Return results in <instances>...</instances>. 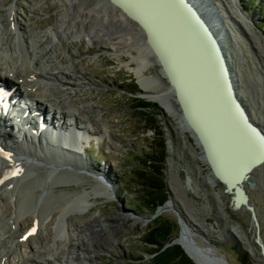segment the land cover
Returning <instances> with one entry per match:
<instances>
[{
    "label": "rangeland",
    "instance_id": "obj_1",
    "mask_svg": "<svg viewBox=\"0 0 264 264\" xmlns=\"http://www.w3.org/2000/svg\"><path fill=\"white\" fill-rule=\"evenodd\" d=\"M88 1L97 2V6L103 10L109 9L105 0H79L83 4ZM258 1H261L260 6L263 5V0H248L245 3H242L244 0H211V3L223 20L222 26L228 33L226 40L235 54L234 70L238 77L240 95L253 118L257 121L262 119L264 126V33L260 30L264 25L262 17L264 6L258 9ZM61 13L63 6L59 0H0V23L3 25H1L3 41L0 42V60L5 55L3 50L9 52L13 59L9 58V61L17 63L22 72L26 73L30 64L29 55L44 56L38 39L54 28ZM101 22V17L90 20L87 28L96 30ZM16 24L19 26L17 31ZM123 28L128 33L132 32L127 25ZM108 29L117 31L119 27L110 25ZM54 42L55 53L49 61L48 58L44 60L46 62L43 61L42 68L49 70L50 67L60 65V61H66L73 55L74 62L67 64L68 67L70 66L71 76L75 77L76 72H79L83 77H80L82 79L79 88L69 97L58 98L55 96L56 87H50L48 84V87L45 84L39 87V91H44L43 95L48 97L47 108L51 114L54 110L52 105L57 102L65 111L72 113L63 120L56 110L55 120L58 123L63 121L64 124H69L73 120L71 117L73 113H77L82 120L78 127L91 130L90 139L84 143L87 153L75 162L83 164L86 169H80L74 162L73 166L56 167L40 161H29L28 170L19 171L14 183L17 184L19 181L20 185L26 180H33L42 171L48 179L46 186L50 189H46L39 204L38 202L28 204L18 213L14 207L16 198L8 192L10 196L7 205L13 209L12 215L15 217L16 214L18 215L19 225H15L14 219L7 218L4 211L6 203L0 201V240L2 241L0 244L13 234L16 237L9 245L18 253L22 252L21 254L28 256L32 250L41 246L43 242L41 240H47L45 244H48L54 239L52 237L58 236L57 239H60L58 243L62 247L67 240L65 233L61 232L62 222L67 224V229L73 230L81 226L86 230L89 229V220L96 215L104 225L107 236L114 241L120 240L121 243L116 242L110 247L98 248L95 257L88 259L87 264H157V254L153 253L156 246L148 242V233L152 227L164 225L165 221L174 226V233L169 238L166 248L177 246L179 248L172 253V256H179L181 253L184 255L177 257L172 264H185V257L193 261L183 248L189 244L201 254H203L201 249H206L207 252L211 249V254L226 259L229 264H243V259H246L247 264H264V254L257 242L260 235L264 244V165L250 179L251 185L246 184L247 193L260 221L258 232L251 213L248 210H237L233 196L225 193L223 184L213 180L209 167L201 159V150L191 134L182 129L179 118L169 115L157 100L153 101L143 94L135 95L144 88L131 69L137 66L131 56L125 54L122 61H119L113 56L114 49L111 47L92 46L76 37ZM134 42L139 43V38ZM27 46L30 50L29 55L26 53ZM129 50L134 55H138L133 47H129ZM149 61L145 75L152 78L153 85L168 87L166 80L160 74V66L152 57ZM133 90L136 92H132ZM132 99L142 100L154 106L159 113L158 118L162 120L168 141H172V145H168L165 171L171 202L168 203L169 206L166 204L160 208L157 216H155L157 210L136 211L134 206L139 202L137 198L139 194L132 190L130 200H127L128 192L122 190L121 186L122 183L127 184L130 181V172L134 169L137 159L134 154L146 147L144 139L154 134L152 131L146 133L141 128L137 114L132 109L135 103ZM167 103L173 107L170 100ZM171 107L169 110L173 109ZM15 140L19 141V138L15 137ZM44 141L48 143L46 139ZM46 169L50 171L45 172ZM70 171L72 174L68 175ZM59 177L64 178L63 180L68 184L59 190L51 191L53 181ZM95 178L102 183H94ZM102 185L109 192L102 190ZM11 188L13 187H8L9 190ZM131 188L134 189L132 185L129 189ZM78 191L91 194L89 200L92 208L84 214L78 211L80 199H76L75 205L66 212L60 207L63 200L54 205L48 203L51 198H57L56 196L60 194L68 195ZM15 212L16 214H13ZM63 213L65 219L59 223ZM36 215L43 217L41 219L44 225L40 234L35 239H28V242L22 243V247L16 246L20 236L31 227L33 223L31 220L33 217L36 218ZM20 224H24L23 229H20ZM92 226L95 227V224ZM176 239H180V245H172ZM97 247L100 245L97 244ZM166 259H159L158 264H164ZM78 262L74 258V264Z\"/></svg>",
    "mask_w": 264,
    "mask_h": 264
},
{
    "label": "bare ground",
    "instance_id": "obj_2",
    "mask_svg": "<svg viewBox=\"0 0 264 264\" xmlns=\"http://www.w3.org/2000/svg\"><path fill=\"white\" fill-rule=\"evenodd\" d=\"M59 1L63 6V13L60 14V17L58 18V21L54 26V28L52 30H49V32L46 35L38 39V41L41 43V48L42 51L44 52V56L39 57L38 55L35 57L33 56L34 54L29 55L30 54L29 47L28 46L26 47V53L30 57V64H28L29 66L26 73L22 72V70L16 65L17 63L10 62L13 60L12 55L10 56L9 55L10 53L4 51L3 50L4 48H2L5 55L3 56V59L0 60L1 61L0 82L8 83L10 87H16L17 94L18 93L21 94V96H23L25 100L32 102L33 105L36 106V108L38 109L37 111L40 113V116L39 118H37V120L40 119L43 113H47V115L45 114V116L50 117V111L47 112L48 97L46 95H43L44 91L43 92L39 91V87H41L43 84L45 85L48 84L50 87H56L57 94L55 96H57L58 98L60 97L64 98V97L72 96V93L80 86V81L82 79V78L80 79V77H83V74L76 72L75 77L71 76L70 66L69 67L67 66V64L69 65L68 62L71 63L74 62L73 55L71 56V58H69L66 61L63 62L60 61L59 62L60 65L57 64L55 67H50L49 70L47 69L48 71L42 68L43 61L46 60L47 58L49 61L52 58L51 56H53L52 54L55 53L54 52L55 40L64 41L75 37L84 40L86 43L91 44L92 46L106 45L108 47H111L112 49H114L113 56L116 57L119 61H122L123 56L125 54L131 56L132 61L135 62L137 66L136 68H131V67L130 68L136 73L138 79L140 80L144 88L143 96L149 99L161 101L162 105L170 109L171 104L169 105L167 101H165V99L168 98H165L164 96L165 93L170 90L169 86L167 85L168 87L166 88L155 86L151 82L152 78L147 77L145 75V72L150 63L149 59L152 57L155 62L156 60L153 57L152 51L149 45L147 44L142 31L140 30L137 24L132 23V21H130L118 7L111 4L108 0L105 1L108 4L107 7L110 9V11L109 9L103 10L102 8H99V6H97V2H93V1H88L86 2V4H83L82 2L80 3L79 0H59ZM152 1L156 3L157 1L161 2V0H152ZM201 1H203V3L205 4H209L208 0H201ZM232 6H234L233 3ZM156 8L157 6H151L150 10ZM164 8L166 12L169 13V9H166V7ZM98 17H101L102 20L99 28L98 29L96 28V30L87 28V24L89 23V21L90 20L92 21L93 19ZM164 19H162L161 21L162 22L161 27L163 29L162 31L168 32L169 34L171 33V37L172 34H177V32L173 30L174 26L178 25L176 21L175 24L174 21L168 22ZM1 25L2 23H0V42L3 41L2 38L3 33L1 32ZM16 25H17L16 27L17 28L16 31H17L19 26L18 24ZM110 25H116L119 27V29L117 31H112L111 29L109 30L108 27ZM125 25L129 26L130 29H132V32L128 33L123 28ZM222 31H223V26L219 29V32L222 33ZM185 34L187 35L186 31ZM19 37L21 38V35H19ZM22 38H26V37H22ZM137 38H139V43L134 42L135 39ZM226 39L227 37L223 36L226 55L228 57L233 72H235L234 70L235 54L229 48V43L227 42ZM170 44L171 46L175 47L174 44L172 43ZM36 46L38 45L36 44ZM181 46L184 47L183 43ZM129 47H133L137 51L138 55L137 56L134 55V53H132L131 50H129ZM31 48L33 47H30V49ZM9 58H11L12 60L9 61ZM127 65L130 66V64ZM52 108L54 110H57L58 113H60L61 116L64 117V119L68 118L69 115L72 114L71 112H70L71 114L67 112V110L65 111L64 107L58 102L54 103L52 105ZM71 117L76 121H73L70 124H63L61 128L59 127L60 128L59 130H55L50 134L43 135V137H45L44 139H46V142L48 143H45V141L38 138V132L34 131L36 130V127L32 126L31 123H30L31 125L28 128V131H21V127H20L19 141L18 140L15 141L14 143L15 147L12 149L9 148L12 146L11 140L14 137L12 131H14L16 127L15 126L16 123L13 126L12 121L14 120H12L10 117L9 118L6 117L7 120H5V118L2 119L4 129L8 130L10 128L11 131H8L7 134L4 135L6 139H3L2 137L4 136L0 135L1 140L6 145L7 151L10 152L9 156L0 155V164H1L0 201L6 203V209L4 210L5 215L7 216V218L9 217L8 219H12V220L14 219L15 225L17 224L19 225L18 222L19 218L16 212L13 213L16 214V217L12 215L13 209L11 208L10 205H7L8 197L10 196L9 193L11 192L12 197L16 198L14 202L15 203L14 207L18 213L21 210H23V208L28 204L29 205L33 203L36 204L37 202L39 204V202L43 199V195L46 192V189H50V188H47L46 186L48 184V179L47 177L45 178L44 176L45 173L43 175L42 171L40 172V174L42 173L41 175L40 174L37 175L33 180H28V181L26 180V182L23 181L24 183L20 185L18 183L19 181L17 182V184L14 183L16 182L14 180L16 178V175L14 177L10 176L11 171L16 169H19V171H21L22 169L27 171L29 161H37V162L40 161L42 163L45 164L47 163L50 166L54 165L56 167L73 166L72 164L74 162V164L78 166L80 169H86V167L83 164L81 165L75 162H77L78 159H82V155H83L82 153L86 152L84 142L90 139L89 137H91L90 135L92 134V132L86 127H82V128L78 127L80 126L81 123L80 121L82 120L81 117L77 115V113L76 114L73 113ZM37 120L36 122L35 121L33 122V125L35 123L36 124L39 123V121L37 122ZM22 121L25 123L27 122V124L29 123L28 121L25 120L24 117H21L20 123H22ZM255 121L258 122L264 130L262 119ZM46 123H49V121H47ZM74 124H77L76 129H73ZM0 134L3 135L5 133H0ZM37 143H39L38 146ZM259 170L260 168L258 169V171ZM48 171H50V169L45 170V172ZM67 174L71 175L72 173L70 171ZM103 175L105 177L106 175L105 172ZM63 179L61 177L55 179L53 181L51 191L59 190L60 188L66 186L68 182H65L66 180ZM95 179L96 180L94 181V183L99 184L101 182L99 179L97 178ZM106 181L110 183L108 179ZM10 186L13 188L9 190L8 187ZM99 186H101V184ZM102 187H103L102 190H104L105 192H109L107 188H104V185H102ZM56 197L57 198H51L48 201V203L50 205L51 204L54 205V203L57 202L60 203V201L63 200L64 202H62L60 206L63 212H66L73 205H75L74 202L76 201V199L81 200L79 203L80 210H78L80 211V213L84 214L92 208V204L89 200L91 194L78 191L76 193L68 194V195L60 194L59 196ZM167 206H169L168 203ZM235 207L237 210H247V208L243 206H235ZM63 215H65V213H63L60 216L59 223L65 219ZM11 216H14V218ZM36 216H37L36 218L33 217V219L31 220L33 222L31 227L35 223H37L38 231L34 236H31L29 240L35 239L36 236L40 234L41 228L44 225L42 220L43 217L41 216L39 217L38 215ZM89 224H90L89 229L86 230L84 229L85 227L81 228V226L80 228L77 227L74 228L73 230H70L66 228L67 224H65V222H62L61 229L63 230H61V232L65 233L66 235L67 238V240H65L66 244L63 242L65 245L61 247L58 243L60 240L57 239L58 236L52 237V239L53 238L54 239L50 240L48 244H45L47 240L44 239L45 241L41 240L43 241L41 242L42 243L41 246L39 248H35L34 250H32L30 252V255L28 256L21 254L22 252H19L20 253L19 254L15 248L9 245L10 241L16 237L15 235L13 236L12 234L11 236H8L5 238V240H3L5 241L4 243L0 244L2 245L0 246V250H2L0 251V264H55L58 262L60 264H74V258L76 259V261H79L78 264H87L86 261L88 259L90 258L93 259L95 257L97 251L99 250L98 248L102 249L103 246L110 247L114 245L116 242L121 243L120 240L114 241L110 236H107L104 225L96 215H94L89 220ZM92 224H95L96 229L94 226H92ZM23 226L24 224H20V229H23ZM93 228L95 230H93ZM22 237L23 235L20 236V239ZM177 241L180 243V239H178ZM22 243L23 241L19 240L16 242V246L20 245L22 247ZM97 244H99L100 247H97ZM186 248H187L186 250L189 252L193 260H195L199 264H205L202 254L197 252L192 247V245L189 244Z\"/></svg>",
    "mask_w": 264,
    "mask_h": 264
},
{
    "label": "water",
    "instance_id": "obj_3",
    "mask_svg": "<svg viewBox=\"0 0 264 264\" xmlns=\"http://www.w3.org/2000/svg\"><path fill=\"white\" fill-rule=\"evenodd\" d=\"M108 1L138 25L160 66V74L170 89L164 96L172 102L173 109L157 102L169 115L179 118L182 129L191 134L201 150V159L209 167L213 180L225 186V193L233 196L235 206L247 208L259 232L260 221L246 184L251 185L250 179L264 165V130L240 95L238 77L223 42L228 33L224 26L219 32L223 20L211 0L210 5L201 0ZM151 6L157 8L150 10ZM162 19L176 21L178 25L173 30L177 34L171 37V33L162 31ZM143 93L144 90L135 95ZM167 144L172 145V141ZM257 242L264 254L260 235ZM172 245L180 244L176 239ZM201 250L205 264H229L211 254V249Z\"/></svg>",
    "mask_w": 264,
    "mask_h": 264
},
{
    "label": "trees",
    "instance_id": "obj_4",
    "mask_svg": "<svg viewBox=\"0 0 264 264\" xmlns=\"http://www.w3.org/2000/svg\"><path fill=\"white\" fill-rule=\"evenodd\" d=\"M248 0H244L245 3ZM258 1V9L264 6V0ZM262 10V9H260ZM263 11V10H262ZM249 14H251L249 12ZM264 18V15H262ZM261 32L264 33V25L260 28ZM137 86L135 87V89ZM132 92H136L133 90ZM134 107L133 112L137 114V119L141 124V128L144 132L152 131L153 136H148L144 139L146 147L140 152H136L134 169L130 172V181L122 183V190L128 192L126 196L129 199L130 193L134 190V193L139 194L137 198L139 202H136L134 206L136 211H156L160 206H163L169 200V191L166 183V161L168 157V138L164 131L162 120H160L159 113L155 110L154 106L148 103L132 99ZM130 185L134 189H129ZM165 223V224H164ZM162 225L152 227L148 233V242L156 246L153 253L157 254V264L159 259L167 258L164 264H172L177 257H184L183 253L179 256H172L175 250L179 247L171 246L167 247L169 238L174 233V226L165 221ZM185 264H195L193 261L185 257ZM243 264H247L246 259H243Z\"/></svg>",
    "mask_w": 264,
    "mask_h": 264
},
{
    "label": "snow or ice",
    "instance_id": "obj_5",
    "mask_svg": "<svg viewBox=\"0 0 264 264\" xmlns=\"http://www.w3.org/2000/svg\"><path fill=\"white\" fill-rule=\"evenodd\" d=\"M0 95H2V93H0Z\"/></svg>",
    "mask_w": 264,
    "mask_h": 264
}]
</instances>
